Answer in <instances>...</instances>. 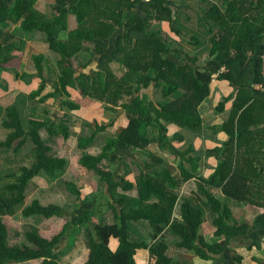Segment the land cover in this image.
I'll return each instance as SVG.
<instances>
[{
	"label": "trees",
	"instance_id": "1",
	"mask_svg": "<svg viewBox=\"0 0 264 264\" xmlns=\"http://www.w3.org/2000/svg\"><path fill=\"white\" fill-rule=\"evenodd\" d=\"M39 1L0 0V69L14 58L12 51L22 49V40L12 32L15 27L23 33L43 34L45 52L57 56L56 69L50 65V59L45 60L43 54L32 56L37 76L42 82L37 90L30 92L31 101L38 96L41 102L53 97L69 109H75L73 103L64 100L69 95L68 88H71L114 109L121 108L129 124L119 136L105 139L100 153L83 154L80 158V163L88 171L95 173L100 181L107 182L111 196L108 204H104L101 202L104 195L99 193L94 197V206L84 209L80 219L73 221V217L57 204H44L38 198L26 204L27 196L36 183L44 186L58 170L64 171L68 163L56 156L54 149L40 136L42 130H46L50 136L54 135L52 123L48 125L41 120L30 119L29 128L26 129L21 123L18 108L12 105L6 107L7 117L1 127L8 133L0 141V152L7 150L17 154L31 142L33 161L30 165L10 170L2 178L10 181L5 193L0 195V264H62V258L81 239L88 251L85 264H145L143 255L146 251L155 264H172L166 254V244L159 240L163 232L169 229L179 238L178 247L192 251L202 260L219 253V243L209 245L201 234L205 222L202 210L179 198L173 191L190 173L183 171L177 181L170 167L161 165L164 158L155 154L149 145L157 141L161 146H167L174 138H181L170 136L163 122L192 132L200 130L202 124L198 107L208 97L209 84L215 73H218V79L229 81L239 91L232 120L237 115L245 116L258 96L264 98V91L253 87L264 83L261 59L264 0H223L224 10L213 6L201 16L202 24L211 25L213 22L216 32L214 30L211 39V60L206 68L197 69L188 64L179 66L169 58L172 54L181 58V52L184 53L181 49L169 50V46L155 32L145 34V30L151 26L150 20L167 22L171 31L179 32L176 21L172 20V11L165 6L167 0H54V12L50 17L35 6ZM137 8L145 12V17ZM117 29H123L124 34L119 37L115 51L108 54L103 50L108 49V41ZM87 44L92 46L87 47ZM100 51H103V55L95 69L89 73L78 72L74 65L78 55L89 53L87 61L79 64L84 70L95 61ZM222 67L226 72H220ZM46 71L55 73L53 90L41 96L48 80L45 78ZM17 75L15 78H19ZM26 76L23 74L20 77ZM151 86L160 90L166 103L153 101L145 107L143 98L135 96V93ZM2 90L5 88L0 86V93H3ZM130 97L132 101L128 103L126 99ZM45 114L48 113L45 111ZM59 123L62 137L69 139L65 120ZM231 126L226 128L230 137L225 143L226 157H223L227 172L232 170L231 163L237 147L233 145L235 134L232 122ZM237 126V132H241L242 123ZM148 128L157 130L158 136L148 134ZM90 139L92 136L86 137L85 141L82 139L81 146L86 147ZM119 144H130L146 156L142 167L144 171L136 178V186L124 178L117 180L113 173L104 169V162ZM236 162L238 164L239 160ZM218 175L226 179L222 185L225 195L239 202L264 206L263 201L248 199V195L258 193L259 189L264 190V184L238 182L237 167L231 176L222 172H218ZM65 185L77 196L76 205L81 207L82 192L70 181ZM212 186L219 184L213 182ZM133 189L137 190L138 198L144 204L127 211L125 198H117L114 194ZM202 194L206 196V206L213 215L214 237L231 239L246 232V226L238 225L230 209L226 206L221 208L211 192L204 189ZM104 207L113 213L114 221L111 224L93 221L96 217L100 218ZM6 217L37 227H45L44 224L54 218L65 222L62 230L49 238L37 231H27L23 240L15 244ZM138 221L150 226L152 241H147V238L137 242L130 240V224ZM241 263L242 257H237L231 264Z\"/></svg>",
	"mask_w": 264,
	"mask_h": 264
},
{
	"label": "crops",
	"instance_id": "2",
	"mask_svg": "<svg viewBox=\"0 0 264 264\" xmlns=\"http://www.w3.org/2000/svg\"><path fill=\"white\" fill-rule=\"evenodd\" d=\"M41 1L42 0H40V2ZM165 6L172 11V20L176 21L175 26L179 30V32L171 31L167 22H155L153 20H150L149 24L151 26H149L145 30V34L155 32V34L162 38L165 41V44L169 46V50L181 49L184 52H181V58H179L177 54H172L169 56V58L179 66L188 64L196 69L206 68L207 62L211 60V39L215 34V24L213 22L210 23L212 26L202 24L201 16H204L205 12L210 10L213 6H218L221 10H224L225 5L223 0H167ZM37 8H39V4L37 5ZM137 11L141 14V16L145 17V12L143 10L137 8ZM123 34V29H117L114 36L108 41V49L110 50L107 49L103 51H107L108 54H112L115 51L119 37ZM178 41H183L186 43V50L180 48ZM198 41L199 43H197ZM103 51H100L95 56V61L93 62L94 65L98 64L99 58L103 55V53L101 52ZM185 55L187 56V58H185ZM78 56L80 57L81 54ZM193 60H195V63L193 62ZM53 68L56 69L55 66ZM220 72H226V69L222 67ZM18 87L15 86L14 92L19 91ZM253 87L257 89V85ZM23 88L24 86H22V89ZM151 88L154 89L153 86H151ZM70 89L71 88H68V92L72 95ZM155 90L156 91L155 93H153V95L154 97H156L155 99H159V101L157 102H160L162 104L166 103L161 97V94L159 92L160 90ZM31 91L32 90H30V92ZM73 91L81 96L80 92H78L77 90L73 89ZM238 94L239 91L231 86L229 81L218 79V73H215L213 75L212 81H210L209 84L208 97L198 107V113L200 115L202 124L200 130L197 132H192L187 129H180L174 124L163 122V124L168 127V134L170 136H181V138H174L167 146H161V144L157 141L149 145V147L152 151L155 152V154L164 158V162L161 165L170 167L171 173L177 178V181L180 179L183 171H187L188 173H190V176L186 180H181L179 186L173 189V191L178 194L179 198L182 197L183 199H186L193 207L202 210L205 216V222L203 223L201 229V234L204 240L209 245L213 243H219L220 245L219 253L211 255L208 260H202L192 251H188L184 248L178 247L177 242L180 241L179 238L174 233H172L170 229L165 230L159 237V240H163L166 244V254L171 259L172 264H231L234 260L237 259V257H242L241 264H251V261H257V252H252L251 250H260L259 252L264 255V239L262 241H259V239L264 237V206L260 207L257 206V204L251 202H239V200L225 195L224 191L222 190V185L226 183L224 182L226 181V179L220 178L218 175V172H222L228 173L231 176L234 169L237 167V174H239L238 182H246L250 185L264 184V98H259L258 96L256 101H252L253 108L249 112H247L245 116L240 117L239 115H237L235 119L232 120L235 105L238 101ZM172 97L173 99L175 98V96ZM50 98L51 97H48L47 99ZM66 98L68 97H65L64 100H66ZM47 99H45L44 101L46 102ZM74 99L77 101L83 100L79 98ZM48 103H50V101H48L47 104ZM105 105L108 108H112L107 104ZM12 106H16L20 111L17 103H12ZM100 106L101 104H99V107ZM91 110L93 112H96L95 114L104 111L102 108ZM76 112L77 113H73L71 111V118L80 119V116H85L90 120L96 118L95 115H90L87 112V109L77 110ZM68 115L70 116V114ZM96 116L98 119V115ZM20 118L23 125V117L21 113ZM103 119L111 120L112 124H114V122L116 123L115 119L117 118L115 116H108V118ZM41 121L45 123L44 120ZM59 122H61V120ZM231 122L233 125V132L235 134L233 145H237V147L235 148L234 160H232L231 163L232 170L230 172H227L225 171V167L223 166V157H226L225 143L230 137L226 128H232ZM238 123H242L241 132H237ZM128 124L129 120L127 118V124L125 125L124 129L127 128ZM75 126L76 125H74L73 129L75 128ZM116 126L117 125L114 124L115 128ZM23 127L26 128L24 125ZM89 130H91V128ZM104 130L105 129H103L102 131ZM45 132L47 133L46 130ZM147 133L151 134L152 136H158V131L153 128H148ZM40 134L44 141H46V144L53 148V144H55L54 139H50L51 136L48 133V136L46 138L43 137L41 131ZM53 134H55L54 131ZM71 137L72 136L69 135V140L71 139ZM86 137L87 136L78 137V144L80 146L81 140L83 139V141H85ZM88 144H90V148L93 151L91 155H96L101 152L102 146L101 148H98L99 145L94 144L93 139H90ZM87 146L81 147L83 149H87ZM117 146V150H114L113 154L111 155L110 162L113 159L119 160L121 166L120 164H117L118 161H113V163L108 164V166L114 167L117 171L120 170L119 173L121 172L122 174H124V176L127 175L124 179L136 186V178L141 174V172L144 171L142 167L144 166L143 160L146 156L144 155L145 157L143 159H138V152H133V149L135 147L130 144H119ZM31 149L32 147L30 148V151ZM30 156L32 157L31 154ZM56 156L60 157L59 155ZM108 160L104 162V169H106V163ZM236 160H239L238 164ZM88 172L89 173L86 175L87 182L83 186L84 188H77L82 192L83 197L80 210L78 211V219H80L79 217L84 209H90L94 206V197L96 195H98L99 193L103 194V200H108V198H110L111 196V194H109V186L107 182L100 181V178L95 173L90 171ZM95 177L98 180L95 179ZM55 178L56 175L52 177V179L54 180ZM72 181L73 180H71V183L76 186V184ZM66 182L68 181L60 180L57 183L58 188L60 186L66 187ZM213 182L218 183L219 186H212ZM38 183L40 185L36 183L33 191L41 193L42 191H44L43 187L46 186V184H44L43 186L42 183ZM51 188L52 190H55L52 186ZM204 189L212 193V196L221 204V208H223V206H226L230 209L232 217L238 225L246 226L247 230L243 235L231 239H226L222 236L214 237L215 227L212 224L213 215L210 209L206 206V196L202 194ZM59 190L61 192L60 188ZM93 193H95V196L93 197V199H90V195ZM123 194L126 196L125 205H127L129 209L131 207L139 208L143 203L138 198L136 189L126 191ZM253 194L254 195H248L249 200H260L264 202L263 189H259L258 193L255 192ZM128 201L129 204H127ZM102 210L103 211H101L100 213V218H95L96 221H93L95 223L102 224L113 223V218H110V222L107 221V216L105 219L103 212H106L108 208H104ZM127 211L129 210L127 209ZM70 215L72 216V214ZM238 218L241 219L238 220ZM150 231V226H148L146 222H133L130 224L129 228L130 240L137 242L141 241V237H143V239L147 238V241H149ZM255 244H258L259 247L252 248V246H255ZM143 261L146 262L145 264H155L154 260L151 261L149 259L147 251L143 255ZM257 264H264V258L258 260Z\"/></svg>",
	"mask_w": 264,
	"mask_h": 264
},
{
	"label": "rangeland",
	"instance_id": "3",
	"mask_svg": "<svg viewBox=\"0 0 264 264\" xmlns=\"http://www.w3.org/2000/svg\"><path fill=\"white\" fill-rule=\"evenodd\" d=\"M39 4V9L42 10L46 15L50 17V15L54 12V0H42L39 1L36 6ZM43 4V5H42ZM42 5V6H40ZM12 32L14 34H17V37L22 40V49L21 50H14L12 51V55L14 54V58L4 66L3 69H0V86L5 88V90H2L3 93L0 94V141L4 140L7 131L4 130L1 127V123L6 119L7 112L6 107L14 104H18L20 113L23 117V125L28 128L30 125V119H38V120H44L46 124L52 123V131L55 132L54 135L51 134L50 139H54L53 148L55 149V154L59 155V158H64L67 160V168L64 171L58 170L56 172V178L55 180L50 178L45 182L46 186L43 187V190L41 193H37L32 191L29 192L26 204H30V202L34 198H39L42 203L48 204L49 202L57 204L61 206L67 214H72L73 221L78 220V211L80 210V205H76L77 196L75 194H72L65 186H60L61 192L58 188L57 183L60 180L63 181H70L76 184L77 188H84L83 186L87 182L86 175L89 173L88 170L80 163V157L81 154H92L93 151L90 148V144H88L87 149H83L78 144V137L80 136H92L94 144H98V148H101V146L104 145L105 139L109 138L110 136L113 138L115 136H119V134L123 131L125 125L127 124V116L125 111L121 110V108L113 109L108 108L105 104L98 102V100L88 97L86 95L79 96L77 93L73 91V89H70L72 92V95L69 93L68 98H66L65 101H69L74 104L76 107L75 109H69L64 104L61 103L60 100H56L55 98L51 97L50 99H47L46 102H41L40 97H36L33 101L30 99V90H37L39 88V85L41 84V79L37 76L38 71L35 66V63L33 61L32 56H37L39 54H43L46 59H50V65L55 66V61L57 59V56L50 53L45 52L44 49V39L45 35L40 34L38 32H31V33H23L18 30V27H15ZM180 48H183V50H186V43L183 41H178ZM87 46H92L91 44H87ZM110 50V49H108ZM46 54V55H45ZM89 57V53L85 52L81 54L80 57H78V60H74L75 68L78 69V72H87L89 73L92 69H95L97 65H94L93 63L86 69L82 70L80 68V63H85L87 61V58ZM46 66V65H45ZM18 74L19 78H15V75ZM23 74H27L26 78H21L20 76ZM55 74V73H54ZM54 74H51V72L46 71L45 72V78H47V84L44 91L41 93L42 95H45L53 90L52 80L55 76ZM11 76V78H10ZM16 79V80H15ZM15 86H19V91L14 92ZM22 86L24 88L22 89ZM22 89V91H21ZM33 90V91H35ZM21 91V92H20ZM155 88H149L142 90L139 93H135L136 95H139L144 100V106L148 107L150 102H157L159 99H155L153 93H155ZM79 98L83 100H75L74 98ZM20 98V99H19ZM65 98V97H64ZM128 103L132 101V98L126 99ZM50 101V103L47 104V102ZM99 104L101 106L99 107ZM87 105V106H86ZM45 109H44V108ZM96 108H102L104 111L95 114L96 112H93L91 109ZM87 109V112L90 115H95L96 118H93V120L87 119L85 116H80V119H73L71 118V111L73 113H77V110H85ZM47 112L50 115L45 114L44 112ZM105 113V114H104ZM70 114V116L68 115ZM102 114V115H101ZM100 118L97 119V116ZM108 116H115L117 119L116 123L114 122L116 128L114 127V124H112L111 120L103 119L108 118ZM62 117V118H61ZM41 118V119H40ZM65 119L67 124V132L71 137V139H65L62 137V133L59 131L58 125H60L59 121ZM71 119V123H70ZM126 123V124H125ZM75 128L73 129V127ZM100 127H106L104 131L101 130ZM91 128V130H89ZM44 138H46L48 135L45 132V130L41 131ZM57 138V140H56ZM69 140V141H67ZM32 143L29 142L27 145L23 148L22 152L19 154L12 153L7 150H2L0 152V195L4 194L6 191V185L7 182L10 180L2 179L5 175V173L9 172L10 170L16 169V167L24 166V165H30L32 163L33 158L30 156V148L32 147ZM156 146V144H155ZM154 146V147H155ZM133 152H138L137 157L138 159H143L145 156L142 154L141 150L138 148H134ZM113 152L111 153V155ZM111 155L109 160L106 163V172L114 173V176L117 179L125 178L127 175L124 176L121 172L117 171L114 167H109L108 164H112L113 161H118L117 164H120L119 160H111ZM121 166V164H120ZM123 168V166H122ZM95 179H97L95 177ZM98 180V179H97ZM105 184V183H104ZM51 186L55 189L52 190ZM59 190H57V189ZM105 190V189H104ZM84 192V190H83ZM86 193V190H85ZM117 198L126 197L123 193H120V191L116 192L114 194ZM95 196V193L90 195V199H93ZM105 199V198H104ZM110 199V198H108ZM104 204H108V200H102L101 201ZM129 204V201L127 202ZM107 208V207H104ZM103 208V209H104ZM119 210L121 209V206L118 207ZM125 208L129 209L127 205ZM103 211V210H102ZM105 219L107 216V221L110 222V218H113V213L109 209L106 210V212H103ZM98 217H96L97 219ZM96 219H93L96 221ZM241 218H238V220ZM6 222L8 227L10 228L13 236V242L15 244H19L23 240V235L27 231H37L43 236L51 237L57 233H59L62 230L63 224L65 220L62 219H51L48 223L46 222L42 226H35L33 224H28L26 222H23L21 220H18L13 217H6ZM72 225L70 226L71 229ZM81 239V238H80ZM143 237H141V240ZM264 239L261 238L259 241H262ZM65 240V238H63ZM253 247H259L258 244H255ZM62 248H65V245H62ZM252 252H257V261L264 258V255L261 254L257 249L251 250ZM87 249L82 243V239L78 242L77 246L70 250L63 258H62V264H85L86 257H87ZM261 254V255H260ZM257 261H251V264H257ZM23 264V263H22ZM25 264V263H24Z\"/></svg>",
	"mask_w": 264,
	"mask_h": 264
},
{
	"label": "built area",
	"instance_id": "4",
	"mask_svg": "<svg viewBox=\"0 0 264 264\" xmlns=\"http://www.w3.org/2000/svg\"><path fill=\"white\" fill-rule=\"evenodd\" d=\"M261 59H262V74H263V78H264V40H263V52L261 55ZM257 89H260L261 91H264V83L257 85Z\"/></svg>",
	"mask_w": 264,
	"mask_h": 264
}]
</instances>
